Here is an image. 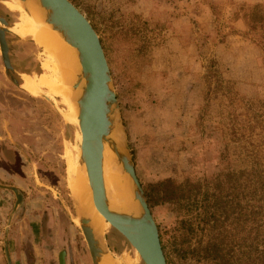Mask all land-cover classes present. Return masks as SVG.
<instances>
[{
	"label": "rangeland",
	"instance_id": "obj_1",
	"mask_svg": "<svg viewBox=\"0 0 264 264\" xmlns=\"http://www.w3.org/2000/svg\"><path fill=\"white\" fill-rule=\"evenodd\" d=\"M69 1L100 39L142 186L239 168L243 148H257L264 169V49L247 22L248 11L264 8V0ZM0 2V13L11 17L12 28L21 22L20 31L28 3ZM7 34L15 53L34 56L38 69L31 75L39 79H29V85L10 79L0 57V264H7L6 251L11 264H58L61 250L66 264H92L72 201L80 130L63 119L64 99L44 85L58 78L45 71L47 57L39 41ZM212 70L237 99L222 98L223 91L207 78ZM33 81L44 85L43 94H31ZM248 123L253 135L240 142L244 132L239 129ZM10 187L24 196L18 209ZM150 211L168 264H208L175 252L172 207ZM112 229L104 239L113 260L143 264Z\"/></svg>",
	"mask_w": 264,
	"mask_h": 264
},
{
	"label": "water",
	"instance_id": "obj_2",
	"mask_svg": "<svg viewBox=\"0 0 264 264\" xmlns=\"http://www.w3.org/2000/svg\"><path fill=\"white\" fill-rule=\"evenodd\" d=\"M36 1L44 11V22L50 24L52 29L57 31L77 52L80 69L76 73L71 88L77 99L78 125L82 137L79 162L86 167L94 206L112 228L137 251L143 264H167L157 225L135 172L100 39L90 22L69 0ZM5 33L10 32L6 22L0 18V56L5 69H9ZM43 99L49 101L45 97ZM114 130L119 135L118 141L110 138ZM105 144L112 148L120 175L123 176L129 192L138 204L136 215L109 210L102 169ZM8 189L13 192L16 198L15 209H18L23 204V195L16 188ZM72 201L75 210L73 198ZM79 223L92 264H99L102 255L110 253L105 239L103 238V242L95 239L87 217H80ZM65 258L66 252L61 250L58 255V264H66ZM6 261L7 264H11L7 251Z\"/></svg>",
	"mask_w": 264,
	"mask_h": 264
},
{
	"label": "trees",
	"instance_id": "obj_3",
	"mask_svg": "<svg viewBox=\"0 0 264 264\" xmlns=\"http://www.w3.org/2000/svg\"><path fill=\"white\" fill-rule=\"evenodd\" d=\"M247 22L249 32L258 34L264 49V8L253 6ZM207 78L214 80L216 90L223 91V99L229 103L237 99L230 85H223L217 71L212 70ZM255 120L256 125L260 123ZM242 129L239 141H248L255 128L248 123L239 130ZM233 146V151L238 149ZM225 150L227 155L229 145ZM240 152L245 157L244 166L239 168L228 166L214 176L186 178L181 183L166 180L142 186L150 210L162 205L174 210L171 238L178 255L197 257L208 264H264L263 161L255 147ZM239 232H244L242 238H237ZM160 242L164 251L161 236Z\"/></svg>",
	"mask_w": 264,
	"mask_h": 264
},
{
	"label": "bare ground",
	"instance_id": "obj_4",
	"mask_svg": "<svg viewBox=\"0 0 264 264\" xmlns=\"http://www.w3.org/2000/svg\"><path fill=\"white\" fill-rule=\"evenodd\" d=\"M26 2L28 4L24 6L23 25L19 34L17 32L15 34L18 37L34 38L44 48L45 56L47 57L44 69L48 74H56L58 78L57 81H48L44 85L57 98L64 99L63 105L68 108V112L62 113L63 119L66 123L72 124L79 129L77 99L71 88L76 73L80 69L77 52L63 40L57 31L52 29L50 24L44 22V11L37 4L36 0H26ZM8 31L11 33L10 29ZM31 84V94L39 96L44 93L45 87L40 82L33 81ZM110 138L112 140H119L116 130L112 132ZM102 169L109 210L136 215L138 213V204L135 202L132 193L129 192L128 185L124 182L123 176L120 175L115 154L107 144L104 145ZM75 178L76 183L72 184V190L75 194L77 221L79 223V219L82 216L87 217L89 219V227L92 229L95 239L103 242V238L109 233L111 225L94 206L86 167L80 162ZM99 264L117 263L113 260L111 254L107 253L102 255Z\"/></svg>",
	"mask_w": 264,
	"mask_h": 264
},
{
	"label": "flooded vegetation",
	"instance_id": "obj_5",
	"mask_svg": "<svg viewBox=\"0 0 264 264\" xmlns=\"http://www.w3.org/2000/svg\"><path fill=\"white\" fill-rule=\"evenodd\" d=\"M0 4H1V2H0ZM0 18L6 22V27L8 29H10L9 27L12 26L11 17L7 16V15H2L0 13ZM19 21H21L20 16H19ZM20 23L18 22L16 26H14L13 28L11 27L12 29H10L11 33L14 36H16L15 32H17L18 34L20 32L19 30H18L19 32L16 31ZM8 35L9 34L5 33V41H6V44L8 47V59H9L10 68L5 69L2 58H1V62H2V66L4 68V71L6 72V74L8 75V77L10 79L14 78L16 81L25 80L28 83L27 85H29V79H35V80L39 79V78H34V76L31 75L35 70L38 69V65L35 62L34 56L29 55V54L26 55V53H24V52H21V54L15 53L14 48L11 46V41L9 40ZM16 37H18V36H16ZM18 38H20V37H18ZM21 39H23V38H21ZM28 41H30V40H28ZM33 44L35 45V43H33ZM22 73H25L26 75H30V76L25 78V77H23L24 75H20Z\"/></svg>",
	"mask_w": 264,
	"mask_h": 264
},
{
	"label": "crops",
	"instance_id": "obj_6",
	"mask_svg": "<svg viewBox=\"0 0 264 264\" xmlns=\"http://www.w3.org/2000/svg\"><path fill=\"white\" fill-rule=\"evenodd\" d=\"M47 78H48V76H47ZM23 200H24V196H23Z\"/></svg>",
	"mask_w": 264,
	"mask_h": 264
}]
</instances>
